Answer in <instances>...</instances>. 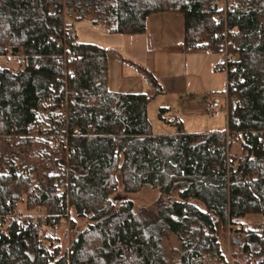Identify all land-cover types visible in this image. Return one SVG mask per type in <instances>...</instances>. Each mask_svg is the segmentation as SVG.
Returning <instances> with one entry per match:
<instances>
[{
	"label": "trees",
	"instance_id": "obj_1",
	"mask_svg": "<svg viewBox=\"0 0 264 264\" xmlns=\"http://www.w3.org/2000/svg\"><path fill=\"white\" fill-rule=\"evenodd\" d=\"M229 1L217 24L218 0H0V58L21 60L15 70L0 68V143L59 157L36 191L37 165L14 150L0 172V264H228L216 227L249 216L263 225L234 243L247 262L264 264V0ZM166 15L181 17L185 53L232 57L227 71L219 68L222 132L186 134L173 120L175 133L153 134L147 107L162 93L155 78L139 70L146 94L111 92L109 51L71 31L86 21L109 35L140 36L149 18ZM144 188L159 196L151 211L127 197ZM20 204L44 219L13 216ZM67 213L87 223L79 229L69 219L63 250L54 232ZM158 222L179 242L175 260L146 234Z\"/></svg>",
	"mask_w": 264,
	"mask_h": 264
},
{
	"label": "rangeland",
	"instance_id": "obj_2",
	"mask_svg": "<svg viewBox=\"0 0 264 264\" xmlns=\"http://www.w3.org/2000/svg\"><path fill=\"white\" fill-rule=\"evenodd\" d=\"M167 16V17H166ZM161 20L160 16H153L151 19L148 20L147 23V30L149 35V43L153 44L154 39L156 38V34L159 33L160 24L161 26V33L164 34L165 38L168 39V42L174 43L178 40H181V35H179L180 32H182V19L179 15H166ZM166 18V19H165ZM161 21V22H160ZM74 31V35L76 36V39L79 43L84 44H91L96 45L100 47H105L108 45V36L107 33H105L104 29L100 26H94L90 22H79L72 24V28ZM122 38L121 40L129 41V40H136L134 38H139L138 36L135 37H117ZM138 40V39H137ZM151 40V41H150ZM214 56L217 59H220V55L214 54ZM110 62H108V70L110 67L111 72V79L113 80L112 85L109 87V90L116 91L120 93H131V94H140V93H147L148 92V85L147 81L144 79L143 75L136 71L135 68H131L125 63H122L120 61H117L115 58H111L110 55L108 57ZM108 60V61H109ZM223 63V60H221V63ZM21 65L20 58L13 57L11 55L5 56L0 58V68L4 69H12L15 70ZM220 66V65H219ZM219 66L216 68L218 70L215 71L216 75H219L220 78H224V72L219 70ZM189 70V68H188ZM219 76L217 81H219ZM204 81L206 80L203 78ZM221 83V82H220ZM211 84V82L209 83ZM217 85V84H216ZM224 85V81L223 84ZM221 92H225V86H222ZM220 92V93H221ZM218 97V96H217ZM208 95L200 96L199 99H207ZM220 99L224 98V94L222 96H219ZM208 100V99H207ZM170 102V98L167 96L163 97H156L153 99L148 107H147V118L151 125V130L153 134L157 135H170L175 133V127L163 122L160 120L158 113L159 109L165 107V105H168ZM225 100H221V106L220 108L225 110ZM48 106L42 105L41 111H46L43 114H48ZM61 113V112H60ZM226 113L223 111H217V114L214 116H208L207 120H214L215 131L216 132H222L225 130V116ZM163 118L165 120H170L171 115H167L166 113L163 115ZM204 120V119H203ZM200 124V123H199ZM199 126L202 127L200 124ZM43 132H46L49 130V127H43ZM193 133H196L197 130L192 129ZM16 141L13 142H5L0 143V153L4 151L6 153L7 159L3 161L2 164H0V172L1 173H7V169L9 164H11L13 159L12 151L14 150L22 161L25 162V159L27 160V164H30V162H35L37 165V170L35 173H33V180H32V188L36 191V187L38 182L41 179L42 174H50L51 172H55L56 168L54 167V163L59 160V157L53 156L51 153H48L46 155H42L39 150H34L31 153L28 152L25 148H16ZM64 157V156H63ZM14 160V159H13ZM24 166V164H23ZM27 166V165H26ZM28 167V166H27ZM23 170L25 169V166L22 167ZM117 195L119 196H126L121 189L117 192ZM116 196V195H115ZM129 199H131L135 205V208L138 209H146L151 211L154 209L156 203L158 202V194L156 191H152L148 188L142 189L139 193L127 196ZM202 208L200 204H198ZM16 216H33L37 219H44L43 212L37 211V212H29L26 210L24 204H20L16 207L15 211ZM72 218L76 221L77 227L79 229H82L86 225L85 220H76L72 214L67 213L65 219H64V226L57 229L54 232V235L58 238L60 245L63 250H66L70 244V240L72 238V233L69 226V219ZM263 225V219L260 216H249L246 219L242 221H236L234 222V225H230L224 230L222 229V226L220 223H218L216 227L217 237L220 243L221 252L225 258V260L228 262V264H235L236 262H239L241 264H254L253 261L247 262L246 258H244L241 254V251L239 247L234 243L235 240L243 237V232L248 229H260ZM146 234L149 236H155L158 237L161 240V244L165 249L166 257L169 261L175 260L177 258L176 250L179 249V242L177 241L176 237L169 232L166 225L163 222H158L155 225L150 226L146 230Z\"/></svg>",
	"mask_w": 264,
	"mask_h": 264
},
{
	"label": "crops",
	"instance_id": "obj_3",
	"mask_svg": "<svg viewBox=\"0 0 264 264\" xmlns=\"http://www.w3.org/2000/svg\"><path fill=\"white\" fill-rule=\"evenodd\" d=\"M163 17L165 16H160L161 20ZM161 26L160 24L159 33L156 34L157 39L153 40V44L149 43L147 30L145 34L138 36L139 38H134L136 40L126 42L117 37L127 36L107 34L109 35L108 45L101 48L109 51L112 59L115 58L117 61L135 68L138 72H140L139 70H145L155 78L162 90L159 96L170 98L168 105L163 107L165 109L164 114L171 115L172 118L166 120L167 124L173 120L179 121L186 134L216 133L215 127L217 126H215L214 120H207L209 115L206 105L211 99L219 98L224 94V92H221L222 86H225L226 89L225 74L224 78H220L219 75L215 74L222 58L217 59L214 54L209 53H185L182 39L174 43L168 42V39L161 33ZM71 31L74 34L73 29ZM179 35L182 38V32ZM218 76L219 81H217ZM203 78L206 80L204 81ZM223 81L224 85H222ZM210 82L211 84H209ZM112 83L109 67L108 88ZM147 85L149 92L150 86L148 83ZM206 95H208V100L199 99L200 96L205 97ZM223 109L219 108V111L226 113V109ZM199 123L202 127L199 126ZM192 129L197 130L196 133H193Z\"/></svg>",
	"mask_w": 264,
	"mask_h": 264
},
{
	"label": "built area",
	"instance_id": "obj_4",
	"mask_svg": "<svg viewBox=\"0 0 264 264\" xmlns=\"http://www.w3.org/2000/svg\"><path fill=\"white\" fill-rule=\"evenodd\" d=\"M230 4L229 0H218V10L219 12L215 15V21L217 24H225L226 21V9L227 6ZM225 35V33H224ZM226 41L227 44L231 42L230 39H228L227 37ZM232 62V57L230 55H228L227 53H225V56L223 58V63L219 66V68H222L224 71L228 70V64H230ZM221 100H225L226 103V96L224 95L223 99L220 98H213L210 100L209 103H207V112L209 116H214L217 114V111L219 110L220 106H221ZM227 108V106L225 105V109ZM13 216H16V214H14ZM0 226H3L2 223H0ZM43 227H44V222L40 223V229H39V233L43 232Z\"/></svg>",
	"mask_w": 264,
	"mask_h": 264
}]
</instances>
